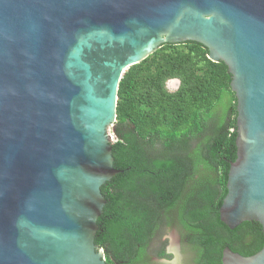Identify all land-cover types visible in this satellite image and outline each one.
Returning a JSON list of instances; mask_svg holds the SVG:
<instances>
[{
  "label": "water",
  "instance_id": "1",
  "mask_svg": "<svg viewBox=\"0 0 264 264\" xmlns=\"http://www.w3.org/2000/svg\"><path fill=\"white\" fill-rule=\"evenodd\" d=\"M224 62L237 159L221 221L264 232V0H0V264H108L98 247L120 83L165 44ZM114 135V138H113ZM223 264H264V247Z\"/></svg>",
  "mask_w": 264,
  "mask_h": 264
},
{
  "label": "trees",
  "instance_id": "2",
  "mask_svg": "<svg viewBox=\"0 0 264 264\" xmlns=\"http://www.w3.org/2000/svg\"><path fill=\"white\" fill-rule=\"evenodd\" d=\"M172 79L181 81L175 92ZM232 79L192 41L165 44L123 74L113 156L124 172L102 187L107 205L96 237L108 264L171 259L165 237L173 229L186 264H223L226 247L244 256L262 250L260 223L231 230L220 218L238 151Z\"/></svg>",
  "mask_w": 264,
  "mask_h": 264
},
{
  "label": "flooded vegetation",
  "instance_id": "3",
  "mask_svg": "<svg viewBox=\"0 0 264 264\" xmlns=\"http://www.w3.org/2000/svg\"><path fill=\"white\" fill-rule=\"evenodd\" d=\"M115 138H116V135H115ZM114 141H115V139H114ZM167 237H169V239H167V240H169L167 249L169 251H171V252H175L176 250H178L179 253L181 254V256L183 257V264H186V262H187V256L183 252L181 237H180V234L178 233V231L176 229H173L171 232H169V234L167 235ZM170 244L172 245L171 247H170ZM152 261L154 263H156V264H161V262L164 261V260L163 259H160V258H157V257L154 256L152 258Z\"/></svg>",
  "mask_w": 264,
  "mask_h": 264
},
{
  "label": "clouds",
  "instance_id": "4",
  "mask_svg": "<svg viewBox=\"0 0 264 264\" xmlns=\"http://www.w3.org/2000/svg\"><path fill=\"white\" fill-rule=\"evenodd\" d=\"M180 84H181V81H180ZM165 239H169V237L166 236ZM171 246L172 245L170 244V247ZM166 253L167 255L171 256V259H166L162 261L161 264H183V257L181 256L178 250H176L175 252H171L168 249H166Z\"/></svg>",
  "mask_w": 264,
  "mask_h": 264
},
{
  "label": "built area",
  "instance_id": "5",
  "mask_svg": "<svg viewBox=\"0 0 264 264\" xmlns=\"http://www.w3.org/2000/svg\"><path fill=\"white\" fill-rule=\"evenodd\" d=\"M179 86H180V80L177 79L170 80L167 83V88L169 89L170 92L177 91L179 89Z\"/></svg>",
  "mask_w": 264,
  "mask_h": 264
},
{
  "label": "rangeland",
  "instance_id": "6",
  "mask_svg": "<svg viewBox=\"0 0 264 264\" xmlns=\"http://www.w3.org/2000/svg\"><path fill=\"white\" fill-rule=\"evenodd\" d=\"M113 129H114V128H112L111 133H113ZM113 134H114V133H113ZM113 138H114V135H113ZM157 244H158V241L154 243L155 248L152 249V252H153V253H155L156 249L158 248V245H157ZM154 245H153V246H154Z\"/></svg>",
  "mask_w": 264,
  "mask_h": 264
}]
</instances>
